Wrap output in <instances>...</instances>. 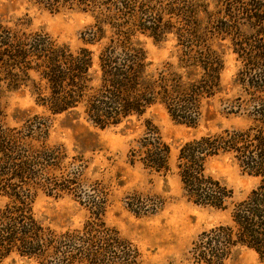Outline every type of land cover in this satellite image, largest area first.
Returning <instances> with one entry per match:
<instances>
[{"label": "trees", "instance_id": "1", "mask_svg": "<svg viewBox=\"0 0 264 264\" xmlns=\"http://www.w3.org/2000/svg\"><path fill=\"white\" fill-rule=\"evenodd\" d=\"M49 13L75 11L90 23L72 51L43 31H30L28 18L12 26L0 18V264L11 255L29 264H141L137 247L106 224L108 192L101 181L83 178L82 153L69 156L50 145L49 118L5 123L3 99L28 90L50 116L82 117L103 130L161 107L175 123L196 128L216 100L218 114L239 126L218 127L185 142L176 171L185 199L220 211L230 223L198 235L187 252L192 264H224L236 248L264 264V0H31ZM25 26L24 28H22ZM141 38L173 40L177 62L153 69ZM224 44L235 56L237 94L220 98ZM90 47L97 48L93 62ZM230 156L254 178L247 196L232 203V192L205 171L209 160ZM128 164L157 176L169 172V147L146 121L129 148ZM39 194L70 197L86 212L79 228L56 231L33 212ZM125 207L136 217L161 207L158 197L133 193Z\"/></svg>", "mask_w": 264, "mask_h": 264}, {"label": "rangeland", "instance_id": "2", "mask_svg": "<svg viewBox=\"0 0 264 264\" xmlns=\"http://www.w3.org/2000/svg\"><path fill=\"white\" fill-rule=\"evenodd\" d=\"M0 18L12 26L17 19L28 18L30 31H43L50 37L69 46L72 51L82 47L80 34L90 23V18L80 12L60 11L49 13L32 4L31 0H0ZM23 26L22 28H24ZM147 62L157 69L165 62H177V49L173 40L154 43L141 38ZM93 62H97V48L90 47ZM224 70L221 76L223 93L227 99L237 94L233 79L238 69L235 56L224 44ZM5 123L9 127L20 125L27 117L41 114L49 118L50 145H62L69 156L82 153L87 161L83 172L86 182L101 181L108 192L104 221L119 234L133 243L141 256V264H192L187 261V252L198 235L217 225L230 223V208L225 211L209 207H198L188 202L181 188L176 171V157L180 147L187 141L218 127L239 126L232 118H223L219 103L215 100L208 108L212 120L205 117L196 128L172 121L161 107L149 109L141 117H131L121 124L100 130L82 117L73 115L50 116L34 104L28 90L8 94L2 101ZM146 121L153 124L169 147V172L157 176L144 171L139 164L131 166L127 161L129 148L141 137ZM205 171L232 192V203L243 200L256 185V180L243 173L230 156H219L209 160ZM133 193L158 197L160 209L152 215L136 217L125 207V197ZM4 200L0 197V207ZM38 221L56 231L79 228L86 212L70 197L54 199L39 194L33 204ZM256 255L245 249L236 248L224 264H256ZM1 264H29L11 255Z\"/></svg>", "mask_w": 264, "mask_h": 264}]
</instances>
